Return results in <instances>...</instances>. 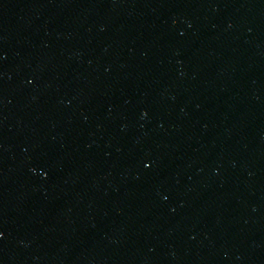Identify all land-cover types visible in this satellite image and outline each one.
<instances>
[{
  "label": "water",
  "instance_id": "1",
  "mask_svg": "<svg viewBox=\"0 0 264 264\" xmlns=\"http://www.w3.org/2000/svg\"><path fill=\"white\" fill-rule=\"evenodd\" d=\"M0 264H264V0H0Z\"/></svg>",
  "mask_w": 264,
  "mask_h": 264
},
{
  "label": "snow or ice",
  "instance_id": "2",
  "mask_svg": "<svg viewBox=\"0 0 264 264\" xmlns=\"http://www.w3.org/2000/svg\"><path fill=\"white\" fill-rule=\"evenodd\" d=\"M147 166V165H146Z\"/></svg>",
  "mask_w": 264,
  "mask_h": 264
}]
</instances>
